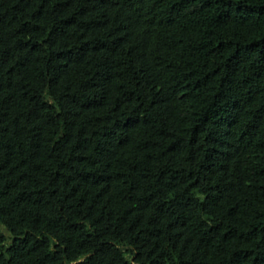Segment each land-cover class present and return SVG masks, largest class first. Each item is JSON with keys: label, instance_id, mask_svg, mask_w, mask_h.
I'll return each mask as SVG.
<instances>
[{"label": "trees", "instance_id": "trees-1", "mask_svg": "<svg viewBox=\"0 0 264 264\" xmlns=\"http://www.w3.org/2000/svg\"><path fill=\"white\" fill-rule=\"evenodd\" d=\"M0 264H264V0H0Z\"/></svg>", "mask_w": 264, "mask_h": 264}]
</instances>
